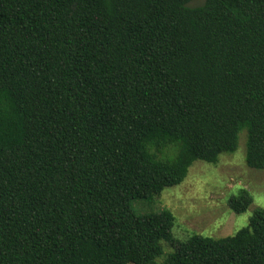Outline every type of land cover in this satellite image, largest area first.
<instances>
[{"label": "trees", "instance_id": "16d2710c", "mask_svg": "<svg viewBox=\"0 0 264 264\" xmlns=\"http://www.w3.org/2000/svg\"><path fill=\"white\" fill-rule=\"evenodd\" d=\"M193 1L0 0V264H264V208L174 242L131 207L243 130L264 168V0Z\"/></svg>", "mask_w": 264, "mask_h": 264}, {"label": "rangeland", "instance_id": "374dc122", "mask_svg": "<svg viewBox=\"0 0 264 264\" xmlns=\"http://www.w3.org/2000/svg\"><path fill=\"white\" fill-rule=\"evenodd\" d=\"M202 1L194 0L191 4ZM245 140L243 130L239 133L235 151L220 154L217 163L195 160L180 184L166 187L152 200L132 201V209L137 214L170 210L175 217L171 228L174 242L184 241L192 235L211 238L233 235L247 226L255 209L264 208V168L253 169L246 165ZM241 189L250 194L252 202L244 212L236 213L229 208L228 200ZM173 250L171 242H162V254L156 264Z\"/></svg>", "mask_w": 264, "mask_h": 264}]
</instances>
